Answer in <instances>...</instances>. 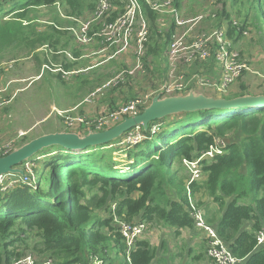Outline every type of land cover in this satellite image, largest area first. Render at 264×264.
Masks as SVG:
<instances>
[{"label":"trees","instance_id":"1","mask_svg":"<svg viewBox=\"0 0 264 264\" xmlns=\"http://www.w3.org/2000/svg\"><path fill=\"white\" fill-rule=\"evenodd\" d=\"M59 1L5 0L0 3V15L6 14L4 8L10 4L22 5L17 8L22 10L49 7ZM141 2L149 22L146 57L149 53L167 52L175 33L154 24L159 14ZM262 2L230 1V8L220 13V28L224 30L221 23H227L228 39L238 41L242 37L248 15L259 21L264 31ZM68 3L78 4L77 8L83 6L79 0H67ZM121 3H116L117 10L110 19L117 15ZM26 10L18 14V19L0 22V50L29 42L31 31L23 22L33 20L26 19ZM240 16H244V22L232 19ZM56 28L53 26V37L63 34ZM44 34H36L34 43L50 38L54 45L55 40ZM148 66L146 73L151 71ZM199 70L204 74V69ZM145 107H140V113ZM157 122L160 131L152 134L151 123L144 130L146 138L127 150L124 161L114 157L117 142L89 147L79 154L58 146L57 153L42 165L53 176L40 177L38 170L33 187L21 183L0 191V264H12L28 252L38 254L42 261L52 258L55 264H116L114 252L123 255L121 264H153L156 248L146 240H138L130 248L119 224L145 221L153 227L174 228L179 234L180 230L195 227L191 201L229 249L243 259V264H264V248L257 247L256 239V233L264 227V108L202 109L170 115ZM233 131L239 133V138L225 145L223 138ZM217 143L222 152L203 161L206 176L188 186L189 177L186 180L179 174L185 168L184 160L197 159ZM177 162L179 169L173 167ZM197 193L202 197L192 200Z\"/></svg>","mask_w":264,"mask_h":264},{"label":"rangeland","instance_id":"2","mask_svg":"<svg viewBox=\"0 0 264 264\" xmlns=\"http://www.w3.org/2000/svg\"><path fill=\"white\" fill-rule=\"evenodd\" d=\"M18 1L24 3L27 0ZM66 1L67 0H60L55 5L49 7H27L26 9L28 11L26 9L17 10V8H20L22 5L15 7V5L10 4L6 5L4 8V13L6 14L0 15V18L3 19L0 22L3 23L4 21L15 20L11 18H17L19 13L26 10V19L33 20L23 22L31 31V37L28 43L18 44L15 47H7L0 52V100H4V103L0 106V148L7 147L13 151L14 145L18 148L22 144L30 142L37 138V135H39L44 128L59 124L64 117H76L81 115L79 112L81 108L79 107L80 105L73 109L59 108L71 103L81 96H83L84 99L79 104H82L83 107L88 106L92 99L104 93L108 94L111 90L109 88H112V86L104 89L106 83L113 78V80H116L117 75L124 70L128 71L135 69L132 72L133 75H129L127 81L119 83V87H122L126 83L121 91V98L130 93L132 95L130 97L135 99L137 98L135 97L137 94L147 92V87L151 83L150 75L156 76V71L162 74H159V78L161 77V79L156 83L158 84L155 86L156 88L162 85L160 83L163 81L165 83L170 79V70L172 68L170 54L164 56L161 52L158 55L149 53L147 60L144 58L138 59V62L141 65L143 64L146 69L149 67L148 65H151V71L148 73H146L147 71L141 73L139 68H129V64L123 61L122 56H120L121 54L113 59H109L111 53L98 54V58H93V55L87 56L90 55L91 52L96 51V42L99 39L92 40L90 43H81L77 39L76 31L80 24L78 20L81 21V19L83 20L85 17V14L82 12L83 9L96 1L79 0L80 3L81 1L83 3V6L79 8H77L78 4L72 6L69 3V5L66 4ZM151 1L156 4L163 2L160 0ZM226 1L229 2L228 5H226ZM230 1L231 0H195L193 9H187L185 11L186 13L182 15L183 18L196 19L198 16L202 17L194 26V29L188 34L186 39L187 46L183 47L189 48L183 50L180 53V58L175 60L177 70L184 73L181 77V81L184 82L185 80L187 89H193L214 98L233 100L249 96H264V31H262L263 29L259 21L255 20L250 15H248L249 18H247V22L243 21L244 16L232 18L233 20H237V22H244L246 25V29L243 30V35L238 41L228 39L226 29L227 23H221L225 28L224 30L222 29L224 37L223 47L227 54L219 56L218 53L224 50L220 47L215 48L211 45L210 55L206 59L202 60L195 56L190 57L193 53L191 44L196 40V37L203 32L207 33L214 29H221L220 13L224 8H230ZM262 4H264V2H262ZM12 9L15 11L13 12ZM142 10L146 17L144 8H142ZM164 12L167 14V11ZM172 15L174 14H171V16ZM178 18H180L179 15ZM139 22L140 21L136 23L135 32L139 30ZM165 22L166 21H164V24ZM53 26H56V29L61 30L60 33L63 34L53 37ZM69 28H71V30ZM180 31L181 28L178 26L176 35ZM41 33L50 35V37L55 40V46L50 38L45 42L38 41L35 44L34 40L36 39V34ZM46 34L44 35L46 36ZM152 34L153 32L151 36ZM153 42L154 38L152 40L150 39L149 47L151 50ZM75 54H80L79 59H72ZM231 61H236L238 66L242 68L238 74V67L235 71L236 76L233 77V80L225 83L224 77ZM65 65H69V67L66 66V69H72L70 75H66L61 71ZM88 65L91 67L88 68L90 70L82 71L83 68ZM199 69H204V74L200 73ZM94 74H96V77H94ZM196 75H198V77L204 75L205 77H202L208 80L210 85L206 87L200 86L195 77ZM91 78H93V80L95 79V83H89ZM97 84H100V86H97L95 90H91L92 87H95ZM154 85L155 84L150 88H153ZM242 85H244L245 88H243ZM83 89L85 92H82ZM96 90L102 91L94 98L89 99L90 94ZM76 110L78 112H75ZM153 123H157L155 124V132L160 131L158 122L155 121ZM32 124L35 126L32 127ZM151 133L153 134L152 131ZM179 137L180 135L170 142L174 143ZM238 138L239 133L237 131L230 132L223 138L224 144L227 145L230 142L236 141ZM119 141L120 138L110 143H118ZM159 144H161V142H159ZM118 146L119 147H115L117 149H113L115 151L114 157L116 160L124 161L127 150L133 146H122L123 148H120L121 146L119 144ZM57 147L58 146L47 147L41 151V154L38 153L34 156L33 161L29 165L32 166L35 173L41 170V174L38 173V176H53V172L49 171L47 167L43 168L42 165L44 160L49 158L52 154L57 153V151H55ZM82 152L87 151L84 150ZM90 152L101 153L108 151L91 150ZM175 165L173 167L179 169L178 162L175 163ZM62 166L63 165L59 166L60 170L63 169ZM179 174L184 176L186 180L188 179L189 172L186 171L185 168L179 170ZM204 175L205 174L202 173V176L198 180H202ZM38 176H35L36 180ZM58 179L55 181H58ZM55 181L54 185L56 186L57 183ZM44 184L45 180L41 182V186H44ZM195 196L192 197V200H199L202 197L200 193L195 194ZM99 213L107 214V212L104 211H100ZM149 226L153 227L151 224H149ZM153 228L158 229V231L152 232L153 230L148 228L147 232L140 240L147 239L153 243V247H161L162 249H160V253L154 259V262L159 259L160 254H162L166 257V259H164V264H167V262L168 264H193L191 258L195 254L192 253L196 252L197 248L192 246L197 244V234L198 239L201 238L202 240H206L207 237L206 232L199 228L192 229L195 234L185 229L182 234L175 233L173 236L169 235L166 231H162L164 228H169L167 226ZM182 241L183 243H180ZM161 242L165 245L163 246ZM206 242L207 240L205 243ZM171 243L173 244L172 246ZM202 244H199L201 249L198 250L199 263H202L201 257L207 254V251H205L206 244ZM169 249H171L170 252ZM114 253L116 254V252ZM26 255H32L37 261H42V257L38 254L28 252ZM99 264H103V262L100 261Z\"/></svg>","mask_w":264,"mask_h":264},{"label":"built area","instance_id":"3","mask_svg":"<svg viewBox=\"0 0 264 264\" xmlns=\"http://www.w3.org/2000/svg\"><path fill=\"white\" fill-rule=\"evenodd\" d=\"M5 0H0V3ZM122 3L121 9L118 11L117 15L114 16L115 11L117 10V5L115 0H97L96 8L90 14H87L83 20H78L79 27L76 31L77 39L81 43H90L92 40H103L104 46L101 49V53L110 52L113 47H116L114 53L109 57L113 58L117 54H121L127 49L131 42H135L138 58L136 59V64L133 68H139V71L144 70V65L138 62V59L145 58L147 56L148 48L147 42L149 38V22L148 19L144 16L142 11V2L141 0H120ZM148 3L153 10H155L159 15L164 14V11H169L171 14H174L176 18L177 27L181 28V31L173 38L166 55L170 54V60L172 68L170 70V79L164 84L158 86L154 91L146 93L145 95L131 99L126 104L122 105L117 110H114L110 113L103 114L97 118L86 117L79 115L76 117L66 116L63 118V123L66 130H76L78 128H87L92 131H100L106 128L113 127L115 124L121 122L126 117H133L140 113L139 109L141 106H146L151 103L154 96L161 94L162 96H173V95H184L181 94L184 91H187V83L181 81V77L184 75L183 72L177 70V65L175 60L180 58V53L189 48L183 47L187 46L186 39L188 34L194 29V26L200 21L202 16L196 17V19H187L180 16L175 12L174 7H172L173 0H160L159 4L152 2L151 0H143ZM139 22V30L135 32L136 23ZM71 30V28H69ZM177 33V32H176ZM75 36V35H74ZM215 43L216 47L222 48L218 53L219 56L227 54L224 45V37L222 29H214L209 32H203L201 35L196 37V40L191 44L193 48V53L190 57L195 56L199 59H206L210 55V46ZM181 46V47H180ZM215 47V48H216ZM239 67L238 74L240 72L241 66H238L236 61H231L228 66V71L225 74V83H228L233 80V77L236 76V69ZM132 70H124L117 75L116 80H109L104 89L109 87H116L119 83H124L127 80V75H133ZM203 76V75H202ZM196 75V79L199 82L200 86H209L210 83L206 80L205 76ZM238 76V75H237ZM235 79V78H234ZM191 89H189L190 91ZM102 90H96L91 93L90 98H94L100 94ZM188 91V92H189ZM187 94V93H186ZM4 103V100H0V106ZM155 124L151 125L150 131L155 133ZM159 127V124H158ZM146 138L144 133V128L142 125L135 126L129 131L125 132L121 137L118 144L123 147H131ZM220 143H217L214 146H211L209 150L203 153L200 157L194 160H184L185 167L189 172L188 186L200 179L203 173V161L207 158H211L214 154H219L222 152L220 149ZM219 145V146H218ZM4 147V146H3ZM11 147V145H10ZM12 148V147H11ZM12 149L7 147L0 148V157L9 154ZM33 161V158L24 162L21 168L24 170L25 174H4L0 176V191L6 192L10 188L18 184H28L34 186L36 183L35 172L32 169V166L29 165ZM193 209V216L195 217V226L199 229H202L206 232L207 240V255L213 261L214 264H243V259L237 257L227 246L224 240L219 236L217 230L209 225L202 213L200 208H197L195 204L191 201L190 204ZM120 232L126 238L127 245L131 248L134 244L142 238V236L147 232L148 228L152 230L153 228L149 227V224L145 221H133L130 223H120ZM257 247L264 248V227L256 233ZM100 262V261H99ZM98 262V264H99ZM12 264H55L52 258L44 259L39 263L32 255H26Z\"/></svg>","mask_w":264,"mask_h":264},{"label":"water","instance_id":"4","mask_svg":"<svg viewBox=\"0 0 264 264\" xmlns=\"http://www.w3.org/2000/svg\"><path fill=\"white\" fill-rule=\"evenodd\" d=\"M236 107L264 108V96L226 100L214 98L193 89L184 95L162 96L158 94L141 113L126 117L113 127L100 131L86 130L83 135L74 130L53 132L23 144L9 154L0 157V176L4 174L24 175L25 172L21 165L47 147L61 146L79 154L89 147L108 144L118 139L135 126L142 125L144 130H148L151 123L170 115L202 109H234Z\"/></svg>","mask_w":264,"mask_h":264},{"label":"crops","instance_id":"5","mask_svg":"<svg viewBox=\"0 0 264 264\" xmlns=\"http://www.w3.org/2000/svg\"><path fill=\"white\" fill-rule=\"evenodd\" d=\"M95 1H97V0H95ZM194 1L195 0H173L172 1V7H174V9H175V12L178 14V15H180V16H182V15H184V13H186L185 11L187 10V9H193V6H195V4H194ZM116 3H120V0H116ZM96 6V2L95 3H93V4H89V5H87L84 9H83V14H85V16L87 15V13L88 14H90L91 12H93L94 10H95V7ZM142 8H143V6H142ZM143 11V10H142ZM146 17H147V15H146ZM147 19H148V17H147ZM164 21H166L165 22V24H164ZM159 22V23H158ZM163 22V23H162ZM154 24H158V25H160L163 29H167V30H169V29H172L173 30V32L176 34V32H177V24H176V18L174 17V15H172L171 16V14L169 13V11H167V14H161V15H159L158 16V18L156 17V19H155V22H154ZM96 51H94V52H91V54L90 55H87V56H92L93 55V58H98V54H104V53H101V49H102V47H103V45H104V42H103V40L101 39V40H98L97 42H96ZM4 50V49H3ZM3 50H0V52L1 51H3ZM116 50V47L114 46L113 47V49L110 51V52H108V54L109 53H111V55L114 53V51ZM166 52V51H165ZM163 53L164 54V56H166V53ZM110 55V56H111ZM119 55V54H118ZM97 56V57H96ZM120 56H122V58H123V61L125 62V63H128L129 64V68H133V66L136 64V59L138 58V55H137V50H136V46H135V42H131L130 44H129V46L127 47V49L125 50V51H123L122 53H121V55ZM79 57H80V54H75L73 57H72V59H75L76 58V60L77 59H79ZM115 57H117V54L115 55ZM115 57H113V58H115ZM113 58H111V59H113ZM147 58V57H146ZM146 58H144L145 60H146ZM125 59V60H124ZM83 68V67H82ZM88 68H91L90 67V65H88V66H85V68H83V70L82 71H85V70H90V69H88ZM61 71L64 73V74H66V75H70V72L72 71V69H70V68H67L66 69V67H64L63 66V68L61 69ZM74 71V70H73ZM147 71V69H146V67H145V69L144 70H142V71H140L141 73H144V72H146ZM97 72V71H96ZM72 74V73H71ZM156 76H154V75H150V77H151V83L149 84V86L147 87V90L148 91H150L151 90V86L153 85V84H155L153 87H155L156 85H158V84H156V83H158L159 81H160V79H161V77L159 78V76L160 75H162V74H160L158 71H156ZM160 74V75H159ZM94 77H96V74H94ZM128 78H129V75H127V80H128ZM97 79V78H96ZM95 80V79H94ZM93 80V78H91V81L89 82V83H95V81ZM126 80V81H127ZM101 84V83H100ZM100 84H97L95 87H92V89L91 90H95L96 88H97V86L99 87L100 86ZM126 84V83H125ZM124 84V85H125ZM161 84V83H160ZM159 84V85H160ZM123 85V86H124ZM123 86L122 87H119V85L118 86H116V87H112V88H109V89H111V90H113V91H109L108 92V94L107 93H104V94H102V95H100V96H97L96 98H94V99H92V101L89 103V105L88 106H82V104H79L83 99H84V97L83 96H81V97H79L78 99H76V100H74V101H72L71 103H68V104H66V105H64V106H62V107H60L59 109H66V108H69V109H73V108H75V107H77V106H79V107H81L80 109H79V112H80V114L81 115H83V116H86V117H92V118H97V117H99V116H101V115H103V114H107V113H110V112H112V111H114V110H116L117 108H119L120 106H122V105H124L129 99H131V98H133V97H130V96H132L130 93H129V95H126V96H123L122 98H121V91H122V89H123ZM117 87H119V88H117ZM156 88V87H155ZM82 92H85L84 91V89H83V91ZM81 92V93H82ZM145 93V92H144ZM143 93H139V94H137L138 96L139 95H142ZM134 96V95H133ZM82 98V99H81ZM78 107V108H79ZM78 110V109H77ZM75 111V112H78V111ZM32 127H34L35 125L34 124H32L31 125ZM31 127V128H32ZM62 128H65V126H64V123H63V121H61V122H59V124H55L54 126H51V127H47V128H44V130H42V132H40V134L39 135H37L38 137H40V136H42V135H45V134H48V133H53V132H59V131H65L66 129H62ZM62 129V130H61ZM86 130H88L87 128H78V129H76L75 131H78L80 134H85L86 133ZM6 143V142H5ZM4 143V144H5ZM41 153V152H40ZM186 168V167H185ZM186 171H188L187 170V168H186ZM189 177V176H188ZM247 225H248V229H249V227H250V225H249V223H247ZM195 229H197L198 227L197 226H195L194 227ZM166 229V230H165ZM187 229V228H186ZM193 229V228H192ZM192 229L191 228H189L188 230L190 231V232H192V233H194L193 231H192ZM153 231L152 232H156V231H158V229H155V228H153L152 229ZM162 231H166L169 235H171V236H173L175 233H176V230L174 229V228H164V229H162ZM185 231V229H183V230H180V234H182L183 232ZM197 233V232H196ZM195 234V233H194ZM147 235H149V234H147ZM146 241H149V240H147L146 239ZM205 241L206 240H202L201 238H199L198 239V234H197V238H196V242H197V244H195L194 246H192V247H195V248H197V250H196V252H193L192 254H195L192 258H191V261L193 262V264H197V263H199V260H198V255H199V249H201V247L199 246V244H206L205 246H206V248H205V251H206V249H207V242L205 243ZM149 243L152 245V247H153V243L152 242H150L149 241ZM161 243H163V242H161ZM180 243H183V241L182 242H180ZM202 244V245H203ZM165 244L163 243V246H164ZM173 244L171 243V246H172ZM170 246V245H169ZM154 248H156V257H157V255L160 253V249H162L161 247H154ZM170 250L171 249H169V252H170ZM208 255L207 254H204V256L203 257H201V260H202V263H199V264H214L213 263V261L209 258L208 259V257H207ZM113 257H114V259H116V263H118V264H121V263H123V261H124V258H123V255H121V254H115L114 253V255H113ZM155 257V258H156ZM207 257V258H206ZM164 259H166V257L165 256H163L162 254H160V258L159 259H157V260H155V262H153V264H164L165 263V261H164ZM167 264H168V262H167Z\"/></svg>","mask_w":264,"mask_h":264},{"label":"bare ground","instance_id":"6","mask_svg":"<svg viewBox=\"0 0 264 264\" xmlns=\"http://www.w3.org/2000/svg\"><path fill=\"white\" fill-rule=\"evenodd\" d=\"M238 108V107H237Z\"/></svg>","mask_w":264,"mask_h":264}]
</instances>
